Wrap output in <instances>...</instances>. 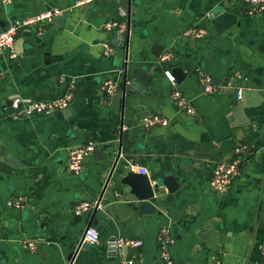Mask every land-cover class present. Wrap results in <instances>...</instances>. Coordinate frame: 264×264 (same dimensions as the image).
<instances>
[{
  "label": "crops",
  "instance_id": "crops-1",
  "mask_svg": "<svg viewBox=\"0 0 264 264\" xmlns=\"http://www.w3.org/2000/svg\"><path fill=\"white\" fill-rule=\"evenodd\" d=\"M52 7L63 10V26H20L17 56L0 54V160L14 163L8 172L0 169V264H67L89 216L77 220L72 207L101 194L99 242L79 249L72 264H118L120 256L107 246L114 237L140 240V249L128 247L127 256L134 264H154L161 261V231L172 264H264V13H248L240 0H134L126 51L120 31L104 28L109 21L126 22L128 11L118 0H12L0 4V31ZM215 7L236 15L221 34L210 24ZM193 27L205 34L184 33ZM103 42L114 46L112 56L102 54ZM155 43L159 57L152 54ZM125 66L127 80L134 67L151 80L116 107L102 83L120 85ZM174 67L184 72L177 87L193 114L170 99L173 86L164 71ZM197 68L211 75L212 93L203 91ZM238 87L242 110L236 119ZM69 89L68 108L8 117L14 94L52 99ZM152 113L168 124L145 128L142 119ZM88 141L95 150L79 173L70 172L69 151ZM239 143L252 153L229 189L217 193L210 186L212 169ZM130 165L148 175L171 172L179 185L173 200L162 198L152 215L133 211L119 184ZM17 195L25 197L21 208L7 204ZM106 206L110 211L102 210ZM118 206L131 214L120 219ZM24 240L35 242L36 250L24 248Z\"/></svg>",
  "mask_w": 264,
  "mask_h": 264
},
{
  "label": "built area",
  "instance_id": "built-area-1",
  "mask_svg": "<svg viewBox=\"0 0 264 264\" xmlns=\"http://www.w3.org/2000/svg\"><path fill=\"white\" fill-rule=\"evenodd\" d=\"M12 0H0V4L7 5ZM115 1V0H106ZM133 0H131L132 2ZM246 4V10L248 13H264V0H240ZM62 9L57 7L49 8L43 12H40L34 16L23 17L21 19L14 20L9 26L0 31V54H6L8 58L14 59L17 55L14 48V38L18 27L26 25H34L36 23L50 22L52 17L62 13ZM104 28L112 29L117 28L122 35V41H128L130 21L127 15V20L124 23H118L115 21H109L104 24ZM126 28V30H125ZM125 30V36L124 31ZM186 35H192L194 37H202L205 34V30L201 28H190L184 32ZM126 49V48H125ZM102 54L106 57L114 54V46L111 43H102ZM168 55L160 56L161 60H166ZM198 80L205 93H212L214 86L212 84V77L210 74L203 71L201 68H197ZM164 75L172 84L173 89L170 95V99L176 108L188 113H194V107L190 99L185 96L177 87V81L170 71H164ZM120 88V85L112 79H107L102 83V90L107 96H113ZM242 88L236 89V100L241 98ZM72 99V91L69 89L61 96L52 99H36L31 97H24L19 94H14L9 99V112L8 117L11 119H17L22 116H30L33 114H52L64 108H68ZM168 120L157 113L146 115L142 119V125L145 128H150L156 125L166 126ZM96 148L94 141H88L87 143L73 148L68 153L67 169L72 173H79L83 166L84 158L91 154ZM252 153L250 147L245 143L236 144L230 157L227 160L217 162L211 173L210 186L217 193H225L231 183L240 175L241 167L246 161L248 155ZM130 171L139 174H148L143 167L130 165ZM25 197L22 195L12 196L7 199V204L16 208L24 206ZM101 207V199L95 201H80L73 205L72 212L75 215L87 214L90 216L91 212ZM89 216L87 222L89 220ZM99 242V231L96 226L90 223L84 228L82 234L77 242L75 250H73V257L68 260L67 264H72L77 252L81 249L82 243L95 245ZM169 239L165 231H161L157 235V246L160 249L161 261L164 264H172L168 254L167 245ZM141 245V241L137 239H127L123 237H114L107 241V246L110 251H115L120 256L118 264H134L135 258L133 256H127L122 251V247H138ZM22 246L27 250L34 252L36 250V243L30 240L22 241Z\"/></svg>",
  "mask_w": 264,
  "mask_h": 264
},
{
  "label": "water",
  "instance_id": "water-1",
  "mask_svg": "<svg viewBox=\"0 0 264 264\" xmlns=\"http://www.w3.org/2000/svg\"><path fill=\"white\" fill-rule=\"evenodd\" d=\"M119 5L128 11V17L130 21V6L131 0H118ZM134 1V0H133ZM210 24L214 28L217 34H221L224 30L232 26L236 21V15L223 10L220 7H215L212 9L210 13ZM63 18L64 14L55 15L52 17L51 22L58 25L63 26ZM126 51L128 49V41L125 42ZM162 48L158 43H155L152 47V54L155 57H159ZM171 74L175 77L176 81H180L184 72L180 67H174L171 69ZM130 77L132 79L127 80V67H124V72L122 76V81L120 84V88L116 91V93L112 96V104L116 107H121L124 98L126 95H130V90H138V88L143 87L147 88L151 76L146 72L144 68L134 67L130 71ZM242 110V102L238 100L232 113L238 119ZM239 124L245 123V121H238ZM264 129V127H263ZM116 162H114L110 172L109 177L112 174ZM14 163L11 159L7 161L0 160V169L3 171H10V167L13 166ZM119 184L122 187H126L127 191L124 194L123 198H125V203H127L133 211H136L139 215H152L154 214V210L157 205L161 204L162 198L165 202H169L173 200L174 193L178 190L179 185L176 182L175 177L171 172H163L159 175H148V174H139L132 171H128L126 174L121 175L119 178ZM163 194L164 197H163ZM102 194L99 199H101ZM103 211H110L109 208L103 207ZM97 208H95L90 216L88 222L85 224L87 227L90 223L96 226L97 230L100 231L102 226L98 223V219L96 218ZM115 213L118 215L120 219L126 218L131 213L130 211H126V209L122 206L115 207ZM77 220H80L81 215H76ZM84 227V228H85ZM84 230V229H83ZM113 239V238H111ZM89 245L87 243H82L81 248H86ZM134 249H140V247H135ZM109 250V248H108ZM122 251L124 254L127 253V247H122ZM111 253L117 255L115 251H110ZM74 253L71 252L68 255L67 260H71ZM154 264H164L161 261H155Z\"/></svg>",
  "mask_w": 264,
  "mask_h": 264
}]
</instances>
